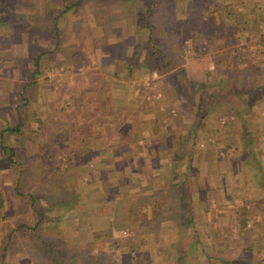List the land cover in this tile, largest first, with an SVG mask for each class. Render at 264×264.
Segmentation results:
<instances>
[{"label":"rangeland","instance_id":"1","mask_svg":"<svg viewBox=\"0 0 264 264\" xmlns=\"http://www.w3.org/2000/svg\"><path fill=\"white\" fill-rule=\"evenodd\" d=\"M21 1L0 2V131H4L0 142L15 150L14 162L6 161L0 150V264H77L80 255L88 264H178L175 257L181 240L190 239L193 232L200 238L202 249L193 251L188 241L181 246L189 251L187 256L195 252L193 264H207L211 254L223 261L213 264H264V52L253 44L258 34L237 41L240 52L247 45L249 53L227 56L218 67L222 74L234 62L244 69L252 63L246 70L245 88L250 84H257L256 87L231 100L251 101V108L240 118L226 116L232 102L215 101L214 107L199 109L198 121L206 124L193 143L188 129L197 114V96L202 89L209 92L222 84L216 77H205L197 64L199 41L195 45L187 41L185 52L179 55L172 26L167 21L168 29L156 27L155 23H160L158 17L167 18L172 8L178 16V11L198 0H159V13H153L151 8L147 13V18L153 19L147 24L149 29L142 20L148 0H80L79 5L59 14L54 21L58 33L55 46L47 25L58 13L60 0ZM164 3H169L170 12L164 5L161 12ZM100 10L104 15L105 10L112 13L106 14L102 25L98 20ZM124 10L131 21L129 25H118L116 16ZM30 13L33 17H27ZM29 17L31 20L27 21ZM235 17L234 13L232 18ZM217 18L222 15L217 14ZM111 20L117 24L113 23L116 28L110 24V29L122 36L107 45L108 52L100 53L105 42L102 34H106L102 26ZM80 23L84 24L82 28ZM126 27L128 32H124ZM118 29L124 30H120L123 34ZM258 30L264 31V15ZM96 32L101 33L97 34L99 43L92 42ZM151 45L162 52L152 60L148 50ZM213 46V42L208 45ZM51 48V53L40 58L39 72L30 78V55L49 52ZM220 51L224 52V47ZM111 54L120 55L117 59L126 67L119 64L114 70L124 72L130 86L140 92L141 95L135 94V101L143 99L147 104L148 100V110H153L156 120L152 119L150 125L142 119L134 125L135 132L126 133L127 148L122 149L126 153L121 165L96 164L95 159L87 165L81 157L84 149L76 139L84 126L75 111L84 94L104 81H100L99 74L109 77L112 83L110 69L105 68L107 63L116 61ZM210 60L202 63L209 70L213 66ZM100 63L104 68H99ZM150 64L161 71L149 68ZM240 82H244L243 74L238 76ZM203 102L206 107L213 104L208 97ZM18 123L20 136L6 130ZM208 131L214 132L200 142ZM72 137L76 143L70 141ZM177 146L186 153L177 163L181 169L182 164H188L187 189L197 225L186 229L181 222L182 210L178 211L177 190L164 189L168 204L177 208H173L176 219H161L156 231L140 228L136 232L137 251L128 252L122 246L136 231L133 225L138 223L127 220L136 204H121L119 196L124 193L119 190L127 179L133 191L143 193L156 183L165 185L168 176L162 170L168 162L166 153ZM130 147H134V154ZM130 151L132 157L126 158ZM73 152H79L78 157L65 166L66 156ZM125 168L129 172L125 173ZM173 194H177V205ZM236 214L248 218L242 232L237 230ZM40 215L39 225L31 228ZM108 228L110 235L103 237ZM249 244L252 253L245 248ZM68 256H73V260ZM189 261L191 264L192 259Z\"/></svg>","mask_w":264,"mask_h":264},{"label":"trees","instance_id":"2","mask_svg":"<svg viewBox=\"0 0 264 264\" xmlns=\"http://www.w3.org/2000/svg\"><path fill=\"white\" fill-rule=\"evenodd\" d=\"M260 1V0H259ZM169 2V1H168ZM58 3V2H57ZM80 0H60V8L58 13L55 15V17L52 20V23L47 25L49 26V31H52V36L54 37V41L52 45H56L58 42V33H57V27L54 23L56 21L57 16L59 14H65L69 9H71L74 6L79 5ZM161 12H163V5L166 8L165 10H169L170 12V6L169 3L161 4ZM159 6V0H148V6H144L146 13L144 12V15L142 17L143 23L147 26L149 29V21H152L153 19L150 18V20L147 18V13L152 9L153 13H159L158 11ZM262 8H260V7ZM156 7V8H155ZM264 0L258 2L257 0H198L197 2H194V4H188L185 6L183 10L178 11V16L174 14V8H172L171 14L167 15V18L158 17L157 23H155V26L165 27L168 29L170 26V30L172 31V37L176 41H178V54H183L185 52V44L188 41L190 44H196L197 46V57L196 61L197 64L201 67V70L204 72L205 77H216L218 81L220 82L219 88H212L211 91L207 92V88L202 89V92L200 93V96H197V104L198 106L194 105V108L196 109V117L193 118L191 124L189 125L188 129V135L192 137L193 143L196 142L195 137L199 136L203 132V126L206 124L205 122H199L198 119H200V113L199 109H209L214 107L215 101H222V104L225 102H232L231 100H235L240 95H246L247 93H250L251 90H254L257 84H250L248 88L246 87L247 82L245 81L247 75L246 70L249 69L250 64L246 65V69L242 67H239L236 63H232L231 68L228 69L227 72H222L220 74L219 66L223 64V61L225 60V57L227 56H236L239 57L241 54L249 53L248 46L245 45L244 51L240 52V47L236 46L238 39H245L247 36L251 34H258L255 38L256 40L253 42L254 46L257 50L264 52V31L258 33L259 29V21L261 15H264ZM261 9V10H259ZM179 10V9H178ZM259 10V11H258ZM235 13L236 17L233 19V14ZM152 14V13H151ZM151 14H149L151 16ZM217 14H221L222 18H217ZM154 15V14H153ZM33 17L32 13L30 15L28 14L27 17ZM175 16L177 17L175 19ZM28 18L27 21L31 20V18ZM165 17V16H164ZM169 24H167V22ZM52 24V25H51ZM148 24V25H147ZM211 29L212 31H210ZM215 30L218 33H215ZM152 38L150 36L148 37V41H151ZM202 39V40H201ZM200 40L202 44H200ZM219 41V42H218ZM213 42V48H209V43ZM217 42V43H216ZM252 42V41H249ZM201 46H198V45ZM153 46V45H152ZM224 47L225 51L222 52ZM155 48V49H154ZM154 49V50H153ZM152 50H149L151 53L150 60L153 59V57L158 55L161 51H155L157 47H153ZM53 49H49L48 51H40V52H33L29 57V62L32 66V69L30 71V78L35 77L36 74L39 72V64H40V58L43 54L51 53ZM220 51V52H218ZM162 53V52H161ZM150 55V54H148ZM148 58V57H147ZM208 59H211L212 61V68L209 70L207 67L203 66L202 63L208 61ZM247 64V63H246ZM149 68L161 71L159 67L153 65H148ZM244 69V70H242ZM178 71H181L179 69ZM245 71V72H244ZM220 74V75H219ZM240 74H243L244 76V82L238 83V76ZM224 79H227V81H224ZM218 82V83H219ZM239 85V86H238ZM24 88V86H22ZM230 95L233 97L230 98ZM179 97V96H178ZM204 97L211 98L213 101V104H210L206 107L205 103L203 102ZM230 98V99H229ZM230 100V101H229ZM258 100L257 98L254 99ZM191 101V100H190ZM244 101V100H243ZM234 102H232L233 104ZM251 101L249 102H241L238 103L235 102L233 106L228 110L226 116H234L236 118L242 117L243 113H246L251 108ZM196 104V105H197ZM226 104V103H225ZM185 114H182L183 116ZM21 124H15L14 126L7 127L6 130L10 133L16 132L19 129V126ZM197 128V129H196ZM201 131H199V129ZM214 132V131H213ZM212 131L204 132L200 138V142L204 139L209 138L212 134ZM0 150L2 151V154H4L6 161L8 162H14L13 161V155L15 150L12 147H8L0 142ZM83 151V150H81ZM184 151L182 150L181 146H178L175 149H172V152L166 153L168 156V162L166 165V169L162 170L163 172H166L168 176V179L166 180L165 185L155 184L149 188V192L143 193L140 191H133L135 190L132 185L128 183V179L125 182V185L123 188H121L119 191L123 192L124 194L119 196V201L121 204L130 205L129 202H132L133 205L136 204V208H133L131 213L128 214L127 220L129 223L132 221L138 223L137 226L133 225V229L136 231L131 234V236L124 242L125 244L122 246L123 248H127L128 252L134 253L137 251L138 245H139V239L137 238L136 232L139 231L140 228H149L152 231H156L157 224H159L160 220L164 218H173L176 219V215L174 213L173 208H176L173 204H168V199L166 198V195L163 194L162 190L164 189H170L172 191L177 190L179 201H178V211L182 210L181 222L186 226L187 228H195V225H197L193 221V216H195L196 212L191 210V200H190V192L188 191V182H187V168L188 164H182V169L180 168L181 165H179L178 158L181 157L182 153ZM135 153V150H134ZM133 153V154H134ZM186 153L184 152V155ZM79 152H73L69 154V156H66V165L70 166L69 162L73 161L74 158L78 157ZM183 155V156H184ZM72 165V164H71ZM69 168V167H68ZM74 168V167H73ZM125 168L124 172H129V169ZM51 172V171H50ZM123 172V173H124ZM127 176V175H126ZM148 185V184H147ZM130 191H132L130 193ZM146 191V190H145ZM175 197V204L177 205V194H173ZM32 197V196H31ZM264 199V197L262 198ZM259 201V200H258ZM261 201V200H260ZM177 209V208H176ZM170 211H173V214H170ZM194 214V215H193ZM264 216V211L262 212ZM149 216V217H148ZM42 215L39 216V219L36 221V223L31 227L33 229H36V227L40 223ZM170 217V218H169ZM235 222L237 224V230L242 232L246 229V222L248 218L245 215L236 214L234 216ZM183 225V226H184ZM28 227L26 225H22L21 227ZM138 227V228H137ZM143 229V228H142ZM248 230V228H247ZM144 231V230H143ZM139 234V233H138ZM103 237H108L109 234V228L103 232ZM8 236V235H7ZM6 241V240H5ZM188 241V242H187ZM185 242H187V245L189 248H192V250L197 251L202 249V242L200 238L193 232L190 239L181 240L180 247L178 248V254L175 257V262L178 264L186 263L190 264L189 259H192V263L194 262V256H192L195 252H190L187 256L188 250H182L181 246L185 245ZM5 244V243H4ZM3 244V249L5 250V245ZM186 246V245H185ZM246 250L249 252H253V249L251 248V245L245 246ZM250 253V255H251ZM78 254V253H77ZM249 255V256H250ZM70 260H73V256H68ZM82 255L78 256L79 262L78 263H84L88 264V262L85 263V260H83ZM68 259V260H69ZM207 261V264H213L215 261L221 263L223 262L221 258L217 257L216 254H211L209 256ZM77 263V264H78ZM195 263V262H194ZM248 263V262H247Z\"/></svg>","mask_w":264,"mask_h":264},{"label":"crops","instance_id":"3","mask_svg":"<svg viewBox=\"0 0 264 264\" xmlns=\"http://www.w3.org/2000/svg\"><path fill=\"white\" fill-rule=\"evenodd\" d=\"M3 1L6 2V0H0V2ZM19 2L22 3L21 0H15L14 3ZM102 2L109 3L110 0H103ZM106 11L108 10H105V15L104 11L101 12V10L98 14V20L101 21V25L102 21H104L103 19H106V14H112L111 10H109L108 12ZM119 14L120 15L115 14L117 15L116 17L118 19V25H121L122 22H127V25H129V21L131 20L125 17L126 11L124 10ZM117 22H112L111 20L110 22H108V25L102 26L106 30V34H104V32L102 34V39L105 42L101 45L103 49L100 47V53L104 51L108 52L107 45H113L115 41H117V39L122 36L121 34H118L117 36L115 33H113L114 30L110 29L109 25L111 24V26H113V23L117 24ZM79 25L80 28H82L84 24L80 23ZM113 28H116V26H113ZM128 29L129 27H126L125 31L122 29H118V31L122 30L124 32H128ZM122 31L120 32L123 34ZM97 34L101 35V33L99 32H96V35ZM98 35L97 37L95 35L92 36V42L95 41V43H99L101 41L100 36ZM153 47L154 46L152 45L149 46L148 50H152ZM84 48L85 47H82V51L84 50ZM129 52L131 53V49H129ZM112 54L111 56L115 58L114 60L116 61L109 62L105 65V68L110 69V73L112 75V79L110 80L112 81V83L108 80L109 77L104 78V76H101V74H99L100 81L101 78H103L104 81L99 83V87L92 88L90 93H86L87 95L84 94L81 105L75 111V113L78 114L79 120L82 121L84 126V131H79L78 137L75 138L79 139L80 147H83L84 149L82 151L83 153L81 157L83 159L82 162L87 165L90 161H94V159L97 161L96 164L121 165L124 161L122 160V158L125 157L126 153V150L122 151V149L127 148V144L124 142L126 133L130 134L135 132V130L133 129L134 125L139 124L140 121L142 122V119L145 120L144 122L150 123V125L152 123V119L156 120V117H154L155 115L153 114V110H148V104H150L148 100L146 102L147 104L144 103L145 100L143 99H141V102L140 100H138L139 102L135 101V94L141 95L140 92L130 86L131 84L129 83L131 82L127 81V78H124V72L117 73L116 70H114L119 64L121 68H125L126 64H123L122 60L117 59L120 58V55L116 56L114 54L113 56ZM99 68H104L103 63H100ZM132 88L134 89V91H132ZM88 99L90 100L87 102ZM2 131H0V134H2ZM13 133H20V136L22 134L21 128ZM70 141L75 142V139H73L72 137L70 138ZM134 144L135 146L138 145L137 142ZM131 147L130 149H132L131 151L133 154L134 147ZM131 151L129 153L127 152L126 158L128 156V158L132 157L130 156Z\"/></svg>","mask_w":264,"mask_h":264}]
</instances>
